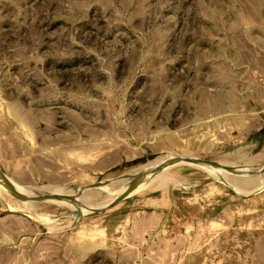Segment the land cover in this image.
Here are the masks:
<instances>
[{
  "label": "rangeland",
  "instance_id": "1",
  "mask_svg": "<svg viewBox=\"0 0 264 264\" xmlns=\"http://www.w3.org/2000/svg\"><path fill=\"white\" fill-rule=\"evenodd\" d=\"M263 166L264 0H0V264H264Z\"/></svg>",
  "mask_w": 264,
  "mask_h": 264
},
{
  "label": "water",
  "instance_id": "2",
  "mask_svg": "<svg viewBox=\"0 0 264 264\" xmlns=\"http://www.w3.org/2000/svg\"><path fill=\"white\" fill-rule=\"evenodd\" d=\"M179 161H184V162H189V163H204V164H209V165H212V166H217V167H220V168H223L229 172H233V173H236L238 175H240L241 173L240 172H237L236 170L237 169H241L240 166L239 167H235V166H224L222 164H220L218 161H215V160H208V159H203V158H199V157H191V156H180V157H176V158H172L171 160H169L165 165L163 164L159 169H163L165 166L169 165V164H174L176 162H179ZM264 169V168H263ZM156 171V170H155ZM153 171V172H155ZM0 176L5 180L11 194H13L16 198H19V199H24L26 198L27 196L19 193L16 189H15V186L13 185V183L9 180L8 176L0 169ZM124 178H131L132 180L133 179H140L141 178V175L140 174H136L135 176L132 175V176H120L118 178H115V180H119V179H124ZM102 183L101 182H95V183H92V184H89L87 186L84 187V191L86 189H93V188H97L100 186V184ZM141 181H138L136 183H132L128 188L127 190H125L122 194H120L119 196L116 197V199L111 202L110 204L104 206V207H100V208H97L95 209L93 212L94 213H99V212H103V211H106L108 209H111L112 207L116 206L117 204H119L120 202H122L124 199H126L128 196H130L131 192L133 190H135L139 185H140ZM73 188L76 190L78 188V186H73ZM230 188V187H229ZM233 190V189H232ZM29 198V197H28ZM49 198H55V199H68V198H71V196L69 195H65V194H58V195H53V194H43L41 196H34V197H31L29 198L30 200H45V199H49ZM76 214L78 215H81V212H76Z\"/></svg>",
  "mask_w": 264,
  "mask_h": 264
},
{
  "label": "bare ground",
  "instance_id": "3",
  "mask_svg": "<svg viewBox=\"0 0 264 264\" xmlns=\"http://www.w3.org/2000/svg\"><path fill=\"white\" fill-rule=\"evenodd\" d=\"M167 158V157H166ZM170 158H172L171 156H169V159ZM168 159V160H169ZM164 161V160H163ZM162 164H164V163H162ZM195 164V163H194ZM161 165V164H160ZM160 165H158V167L160 166ZM196 165H198V166H201V167H203V169H205L206 171H208L212 176H214V177H220L221 178V180H222V182L226 185V186H228V187H230V188H232L233 190H235V191H237V192H239L240 194H243V195H248V194H252V193H256V192H260L261 190H263V189H258V190H255V191H252V192H246V191H243V190H240V189H238V188H236L233 184H231V183H229L228 181H226L225 179H223L219 174H221L222 172H221V169H219V168H216V167H214V166H212V165H209V164H204V163H197ZM157 167V168H158ZM264 166L262 167V170H261V173H264ZM151 173V172H150ZM149 177V176H148ZM262 177V176H261ZM147 178V177H146ZM144 181V180H143ZM145 182V181H144ZM141 185V184H140ZM47 191V190H46ZM51 194H53V193H51ZM56 194V193H55ZM64 200V199H63ZM72 201V200H71ZM91 210V209H90Z\"/></svg>",
  "mask_w": 264,
  "mask_h": 264
}]
</instances>
